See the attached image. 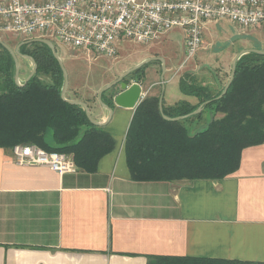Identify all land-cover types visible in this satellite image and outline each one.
Here are the masks:
<instances>
[{
  "label": "crops",
  "instance_id": "crops-1",
  "mask_svg": "<svg viewBox=\"0 0 264 264\" xmlns=\"http://www.w3.org/2000/svg\"><path fill=\"white\" fill-rule=\"evenodd\" d=\"M254 33L264 39L259 31L248 35ZM166 41L143 46L148 55L123 64L109 83L147 61L132 73L139 74L143 98L162 97L164 107L196 104L179 89L180 59ZM222 75L192 81L216 87ZM67 78L65 98L76 101ZM134 78L124 80L130 86ZM113 87L100 98L99 90L95 102L76 101L115 142L94 173L20 165L12 148H0V264H147L148 257L264 262V143L243 149L238 168L223 179L133 181L124 140L135 108L116 105L121 90Z\"/></svg>",
  "mask_w": 264,
  "mask_h": 264
},
{
  "label": "trees",
  "instance_id": "trees-1",
  "mask_svg": "<svg viewBox=\"0 0 264 264\" xmlns=\"http://www.w3.org/2000/svg\"><path fill=\"white\" fill-rule=\"evenodd\" d=\"M19 52L31 57L37 68L23 86L16 85L14 60L0 45V148L33 144L46 152L67 154L78 170L94 173L99 160L114 149L112 136L92 124L83 107L60 97L63 73L49 47L23 44ZM187 79L180 78L179 89L195 97L196 104L181 101L170 107L162 105L160 110L159 96H146L135 108L124 140L131 180L223 179L238 168L243 149L264 143V55H242L220 98L226 84H221L222 80L210 88ZM108 104L112 102L108 100ZM201 105V111L192 114ZM205 112L213 115L207 123ZM163 116L184 118L173 121ZM147 264L264 262L148 257Z\"/></svg>",
  "mask_w": 264,
  "mask_h": 264
},
{
  "label": "built area",
  "instance_id": "built-area-1",
  "mask_svg": "<svg viewBox=\"0 0 264 264\" xmlns=\"http://www.w3.org/2000/svg\"><path fill=\"white\" fill-rule=\"evenodd\" d=\"M222 20L239 34L264 36V0H0V40L11 34L22 41H55L93 60L117 58L124 41L148 46L180 30L184 64L201 49L205 26ZM12 152L20 165L77 171L64 153L33 144L15 145Z\"/></svg>",
  "mask_w": 264,
  "mask_h": 264
},
{
  "label": "rangeland",
  "instance_id": "rangeland-1",
  "mask_svg": "<svg viewBox=\"0 0 264 264\" xmlns=\"http://www.w3.org/2000/svg\"><path fill=\"white\" fill-rule=\"evenodd\" d=\"M259 38L260 36L258 33H254L251 36L248 34H239L226 20L209 23L203 30L201 49L192 59L184 64L181 61V59L183 60L184 58V38L182 32L180 30L171 31L165 40H167L166 42L170 45L174 46V52L179 56L180 60L178 65L176 64V72L181 74L180 78L184 77L187 79L185 76L188 75L189 79L187 80L191 81L196 79V76L200 74H210L211 76H214V74H223L221 77V84H225L228 80V74H230L232 60L240 49L243 50L253 46V49L259 47L258 49L264 50V39ZM2 40L5 44H8V46H13V49L15 44L17 45L22 41L20 37L11 34H4ZM256 40L259 41L257 42ZM161 42H163V40H161ZM51 43L69 77L71 91L68 93V96L71 97L70 99L81 102L87 101L88 99L95 102L100 87L109 83L112 79L117 78L118 75H120L117 71L123 64H133V61L138 57L148 55L147 51L149 49L146 48L147 50H145L143 47L145 45L124 41L118 46L117 58L109 59L100 57L93 60L80 53L66 50L55 41H51ZM151 55L157 56L161 54L153 52ZM18 60L20 64L19 82L22 83L31 72L32 64L25 58H19ZM132 78L134 77L128 75L126 80H133ZM209 86L212 88L213 85L210 83ZM204 118V120H206L205 123H207V119L213 118V115H210L209 112H205Z\"/></svg>",
  "mask_w": 264,
  "mask_h": 264
},
{
  "label": "water",
  "instance_id": "water-1",
  "mask_svg": "<svg viewBox=\"0 0 264 264\" xmlns=\"http://www.w3.org/2000/svg\"><path fill=\"white\" fill-rule=\"evenodd\" d=\"M32 42H38L41 44L46 45L47 47L50 48L54 58L57 60V62L59 63V66L62 70L63 73V85H62V89H61V94L60 97L67 101L70 104H76L79 105L81 107H83L85 109L86 112V116L89 119V121L92 124L97 125V123L95 121H93V119L91 118L88 110H87V106L84 103L81 102H76V101H71V100H67L65 98V92L68 86V78H67V72L66 69L64 68L63 64L61 63V61L59 60L56 51L52 45V43L48 40H33ZM0 45L3 46L12 56L13 60H14V64H15V72H14V80L16 85L18 86H23L36 72V64L34 62V60L27 56V55H22L19 52V48L22 44H19L14 50H12L8 45H6L4 42H2L0 40ZM257 53V54H262L264 55V50H260V49H244V50H240L237 55L233 58L232 63H231V72H230V76L228 78V81L226 82L224 89L222 91V93L220 94L219 98L221 96L224 95V93L226 92L227 88L229 87L233 76H234V72H235V66H236V62L237 60L244 54H248V53ZM19 58H25L28 59L31 64H32V70L29 73V75L27 76V78H25L23 83L19 82V70H20V64H19ZM147 62V61H146ZM146 62H143L137 66H134L133 68L127 70L124 74H122L117 80L105 85L103 88H101L100 92H99V98L102 94L103 91L108 90L109 88L115 86V85H119V88L121 90V92L116 95L114 97V103L118 106L121 107H125V108H136L138 106V104L143 100V96H141V86L139 84V79L138 78H134L133 83L129 86L128 83L124 80L128 75L132 74L133 72H135L137 69H139L142 65H144ZM159 109L162 110V97L159 98ZM202 109V105L199 106L192 114H197L201 111ZM164 119L166 120H173V121H178L183 119L184 117H176V118H168L167 116H163Z\"/></svg>",
  "mask_w": 264,
  "mask_h": 264
},
{
  "label": "flooded vegetation",
  "instance_id": "flooded-vegetation-1",
  "mask_svg": "<svg viewBox=\"0 0 264 264\" xmlns=\"http://www.w3.org/2000/svg\"><path fill=\"white\" fill-rule=\"evenodd\" d=\"M21 42H23V41H21ZM25 42H26V43H25ZM23 43H24V45H26V46L33 47V45L36 44L37 42L24 41ZM37 44H40V43H37ZM23 59H24V58H23Z\"/></svg>",
  "mask_w": 264,
  "mask_h": 264
}]
</instances>
